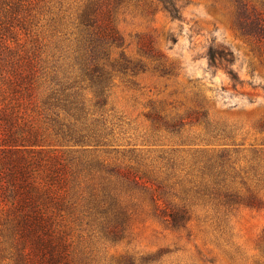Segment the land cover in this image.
Masks as SVG:
<instances>
[{
  "label": "trees",
  "instance_id": "1",
  "mask_svg": "<svg viewBox=\"0 0 264 264\" xmlns=\"http://www.w3.org/2000/svg\"><path fill=\"white\" fill-rule=\"evenodd\" d=\"M71 1L0 0V264H152L157 254L104 251L127 235L138 198L174 229L187 225L198 199L223 216L263 204L264 149L249 148L243 165L236 153L244 150L225 146L194 147L189 158L178 150L157 160L135 150L127 161L102 156L122 152L105 108L113 80L143 69L122 51L110 57L124 41L114 13L130 0ZM257 1L234 0V20L264 42V0ZM154 2L181 18L178 0ZM56 43H66L71 67L51 63L47 47ZM207 57L239 82L228 67L232 51L210 46ZM216 130L206 132L230 134Z\"/></svg>",
  "mask_w": 264,
  "mask_h": 264
},
{
  "label": "rangeland",
  "instance_id": "2",
  "mask_svg": "<svg viewBox=\"0 0 264 264\" xmlns=\"http://www.w3.org/2000/svg\"><path fill=\"white\" fill-rule=\"evenodd\" d=\"M71 2L63 0L65 6ZM234 3L178 0L181 18L176 19L154 0H130L114 13L124 41L110 50V57L117 58L122 51L143 69L118 73L113 80L105 108L122 152L102 156L127 161V150H135L157 160L178 150L189 158L194 147L225 146L244 150L236 153L243 165L242 154H249V148L264 149V42L238 29ZM210 46L232 51L234 61L228 67L238 83L223 65L209 64ZM47 51H53L48 57L54 67H71L66 43L48 45ZM157 113L169 123L177 120L180 127L156 122L152 117ZM210 126L223 133L219 136L228 132L230 136L211 138L206 132ZM257 190L264 200V185ZM137 200L127 235L104 246L108 257L154 253L158 256L152 264H264V248L258 245L264 202L258 207L240 205L223 216L198 199L191 205L187 225L174 229L154 216L141 198Z\"/></svg>",
  "mask_w": 264,
  "mask_h": 264
}]
</instances>
